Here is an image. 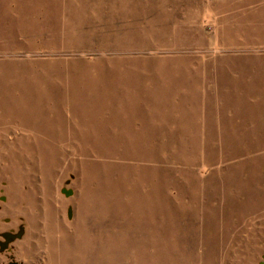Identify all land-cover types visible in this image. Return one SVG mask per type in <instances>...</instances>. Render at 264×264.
I'll return each mask as SVG.
<instances>
[{"label": "rangeland", "instance_id": "obj_1", "mask_svg": "<svg viewBox=\"0 0 264 264\" xmlns=\"http://www.w3.org/2000/svg\"><path fill=\"white\" fill-rule=\"evenodd\" d=\"M20 226L21 264L264 261V0H0Z\"/></svg>", "mask_w": 264, "mask_h": 264}, {"label": "water", "instance_id": "obj_2", "mask_svg": "<svg viewBox=\"0 0 264 264\" xmlns=\"http://www.w3.org/2000/svg\"><path fill=\"white\" fill-rule=\"evenodd\" d=\"M24 226L21 228V230L18 232H6L3 234V237L5 238V242H2L0 240V250L4 251L7 247H9L10 243L13 242L15 239H20L23 235ZM11 264H20L19 262L15 261ZM260 264H264V261H261Z\"/></svg>", "mask_w": 264, "mask_h": 264}, {"label": "flooded vegetation", "instance_id": "obj_3", "mask_svg": "<svg viewBox=\"0 0 264 264\" xmlns=\"http://www.w3.org/2000/svg\"><path fill=\"white\" fill-rule=\"evenodd\" d=\"M64 191H66V192L68 193V195L71 194V191H69L68 188H64ZM22 227H23V226H20V230H21ZM6 232H15V230L12 229V230H9V231H6ZM6 232H5V233H6ZM3 234H4V233H2L0 240H1L2 242H5V238L3 237ZM0 247H1V244H0ZM9 247H10V245H9ZM9 247H7L4 251H1V250H0V254H6V255H7L6 257H8V261H7L6 263H4V264H11V263H13V262L16 261V259H15L13 256L10 255ZM0 263H1V259H0ZM1 264H3V263H1Z\"/></svg>", "mask_w": 264, "mask_h": 264}, {"label": "crops", "instance_id": "obj_4", "mask_svg": "<svg viewBox=\"0 0 264 264\" xmlns=\"http://www.w3.org/2000/svg\"><path fill=\"white\" fill-rule=\"evenodd\" d=\"M90 215H89V217H87V218H85V220H87V219H90L92 216H93V213H90V212H88ZM69 217H71V216H69ZM89 226H90V228L92 229H94V228H97V227H99V225H97V226H93V223H92V221L90 220L89 221ZM7 231H9V230H7ZM103 230L101 229V232H102ZM6 231H4L3 233H5ZM2 235V234H1ZM1 264V263H0ZM4 264V263H3ZM21 264V263H20Z\"/></svg>", "mask_w": 264, "mask_h": 264}]
</instances>
